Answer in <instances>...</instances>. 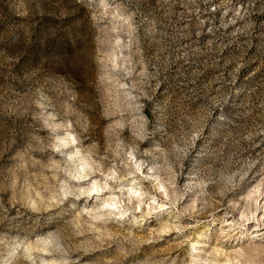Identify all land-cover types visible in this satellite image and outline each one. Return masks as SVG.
<instances>
[{
	"label": "rangeland",
	"instance_id": "374dc122",
	"mask_svg": "<svg viewBox=\"0 0 264 264\" xmlns=\"http://www.w3.org/2000/svg\"><path fill=\"white\" fill-rule=\"evenodd\" d=\"M0 264H264V0H0Z\"/></svg>",
	"mask_w": 264,
	"mask_h": 264
}]
</instances>
